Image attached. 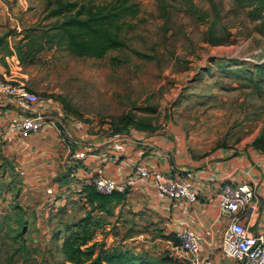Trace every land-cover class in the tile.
I'll return each mask as SVG.
<instances>
[{
  "label": "rangeland",
  "instance_id": "rangeland-1",
  "mask_svg": "<svg viewBox=\"0 0 264 264\" xmlns=\"http://www.w3.org/2000/svg\"><path fill=\"white\" fill-rule=\"evenodd\" d=\"M58 1L47 8L48 0H0V53L9 55L3 38L10 39L14 79L56 103L64 118L96 135L177 131L197 159L264 152V28L251 8L235 0H133L138 14L122 34L126 47L98 58L46 44L31 60L24 36L61 20L49 16ZM10 174V183L0 182V264H68L60 248L91 209L85 186L60 184L43 198L34 190L22 194V178L12 168ZM125 212L105 216L94 242L187 264L157 228L131 222Z\"/></svg>",
  "mask_w": 264,
  "mask_h": 264
},
{
  "label": "crops",
  "instance_id": "crops-1",
  "mask_svg": "<svg viewBox=\"0 0 264 264\" xmlns=\"http://www.w3.org/2000/svg\"><path fill=\"white\" fill-rule=\"evenodd\" d=\"M0 6L3 13L5 8ZM2 13L0 30L6 28ZM3 40L4 45L13 49L10 39ZM2 47L0 44V51ZM11 49L9 55L0 53V75L15 78L18 67L11 64L10 60L15 57ZM34 108L58 115L72 129L75 141L63 142L53 126L28 137L8 133L9 117L25 113L10 98L0 95L3 138L0 140V170L3 171L0 182L12 181V168L22 178V194L34 190L47 198L46 191L50 187L56 189L65 183L80 191L83 184L96 175L111 176L128 191L126 199L116 206V214L121 216L126 211L131 222L140 220L151 229L157 228L163 236H176L185 228L195 231L201 238L200 264H239L222 251V237L229 218L219 206V193L225 184L251 182L255 185V197L241 221L253 234L264 230V152L260 149L249 148L236 154L220 151L197 159L190 154L182 133L177 131L96 135L89 132L85 123L64 118L59 106L52 101L42 100ZM137 163L185 176L196 192V200L170 199L149 182L138 180L133 174Z\"/></svg>",
  "mask_w": 264,
  "mask_h": 264
},
{
  "label": "trees",
  "instance_id": "trees-1",
  "mask_svg": "<svg viewBox=\"0 0 264 264\" xmlns=\"http://www.w3.org/2000/svg\"><path fill=\"white\" fill-rule=\"evenodd\" d=\"M235 1L251 8L250 15L260 20L264 28V0ZM47 3L49 8L52 0ZM137 14L138 6L133 0H114L106 4H88L77 0L62 3L59 0L57 6L50 10L49 16L61 20L40 34L28 32L24 36L27 55L32 60L34 54L46 44L49 47L65 44L71 53L78 56L105 57L112 50L126 47L127 42L122 34L129 19ZM21 58H24L22 54ZM131 123L133 121H127V124ZM84 186L82 191L91 209L72 226L62 242L60 249L68 264H173L166 255L153 257L148 253H135L130 249L107 247L104 243L94 242L97 229L105 224V216H114L116 206L126 199L128 191L105 194L98 192L92 183ZM164 236L179 244L175 235Z\"/></svg>",
  "mask_w": 264,
  "mask_h": 264
},
{
  "label": "built area",
  "instance_id": "built-area-1",
  "mask_svg": "<svg viewBox=\"0 0 264 264\" xmlns=\"http://www.w3.org/2000/svg\"><path fill=\"white\" fill-rule=\"evenodd\" d=\"M0 95L10 98L15 106L25 114L11 116L7 120L8 133H16L28 137L33 133L53 126L61 140L67 144L75 141V136L69 125L58 115L35 109L42 97L29 90L22 82L13 77L0 75ZM0 133V140L1 138ZM134 177L149 182L158 192L173 200L195 201L196 192L192 190L190 181L171 170H153L137 163L134 166ZM92 183L98 192L109 194L116 189L123 191L117 181L111 176L96 175L83 185ZM54 194L52 187L47 189ZM255 197V185L243 182L237 185L225 184L219 193V206L228 216L229 224L222 237V251L226 257L234 259L239 264H264V230L258 234L251 233L241 221L243 213L250 209ZM179 244L170 240L167 243L173 250L191 264H200V235L191 229H182L176 233Z\"/></svg>",
  "mask_w": 264,
  "mask_h": 264
},
{
  "label": "water",
  "instance_id": "water-1",
  "mask_svg": "<svg viewBox=\"0 0 264 264\" xmlns=\"http://www.w3.org/2000/svg\"><path fill=\"white\" fill-rule=\"evenodd\" d=\"M116 191H119V189H116Z\"/></svg>",
  "mask_w": 264,
  "mask_h": 264
}]
</instances>
